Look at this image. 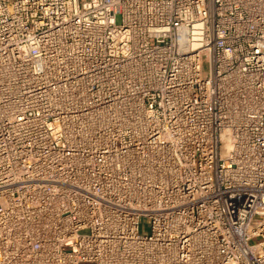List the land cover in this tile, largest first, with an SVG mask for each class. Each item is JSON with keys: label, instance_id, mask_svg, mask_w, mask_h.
<instances>
[{"label": "built area", "instance_id": "2783aa9c", "mask_svg": "<svg viewBox=\"0 0 264 264\" xmlns=\"http://www.w3.org/2000/svg\"><path fill=\"white\" fill-rule=\"evenodd\" d=\"M0 264H264V0H0Z\"/></svg>", "mask_w": 264, "mask_h": 264}, {"label": "rangeland", "instance_id": "374dc122", "mask_svg": "<svg viewBox=\"0 0 264 264\" xmlns=\"http://www.w3.org/2000/svg\"><path fill=\"white\" fill-rule=\"evenodd\" d=\"M116 23H120L121 19L120 16L117 15L115 18ZM149 230V220L147 218H141L139 223V231L141 234L147 233Z\"/></svg>", "mask_w": 264, "mask_h": 264}]
</instances>
